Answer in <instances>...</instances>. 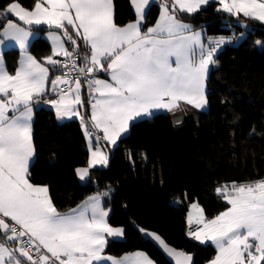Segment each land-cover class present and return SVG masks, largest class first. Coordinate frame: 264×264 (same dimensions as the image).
<instances>
[{
	"label": "snow or ice",
	"instance_id": "snow-or-ice-1",
	"mask_svg": "<svg viewBox=\"0 0 264 264\" xmlns=\"http://www.w3.org/2000/svg\"><path fill=\"white\" fill-rule=\"evenodd\" d=\"M136 19L125 26L114 22L112 0H35L26 9L19 0H10L0 17L14 15L25 25H48L63 30V36L78 47L67 26L90 49L78 66L75 51H69L58 35L54 55L46 63L63 76L51 80L53 92L59 85L57 99L51 104L58 118H70L80 113L75 105L83 106L82 80L89 89L91 127L103 133L95 135L84 125L91 158L89 168L107 165L108 157L100 140L115 145L127 132L130 121L152 115L153 109L173 111L184 101L197 109L207 104L204 82L214 55L229 38L209 39L207 46L201 34L180 22L178 10L189 14L198 11L208 0H168L162 5L154 26L142 31L145 7L150 0H131ZM224 12L264 21V0H219ZM47 5V6H45ZM33 33L9 20L0 31L4 39L16 41L22 50ZM264 43V42H258ZM75 70V77L71 76ZM97 71L108 72L109 80L95 78ZM49 68L25 54L14 74L0 68V230L9 241L18 242L12 250L0 243V264H21L16 251L31 264H153L145 254L114 259L103 255L107 237H120L123 229L108 223L109 209L102 205L108 192L96 193L82 204L61 213L54 206L47 186H36L28 179V165L34 154L32 142L33 104L46 94ZM95 94V95H94ZM83 122V117H81ZM81 180L88 177V168L77 169ZM216 192L230 207L211 219H206L197 203L195 217L190 212L188 223L200 226L189 235L202 243L211 241L217 255L209 264H261L264 261V179L231 187H218ZM9 218L11 223L6 222ZM162 246L175 264H191L192 257L176 252L154 233L140 229ZM10 233V235H9ZM26 238V239H25ZM42 250H46L44 254ZM36 253V259L31 254Z\"/></svg>",
	"mask_w": 264,
	"mask_h": 264
},
{
	"label": "trees",
	"instance_id": "trees-1",
	"mask_svg": "<svg viewBox=\"0 0 264 264\" xmlns=\"http://www.w3.org/2000/svg\"><path fill=\"white\" fill-rule=\"evenodd\" d=\"M9 2L0 0V11ZM164 2L154 0L149 4L142 31L155 24ZM168 2L171 10L172 0ZM19 3L32 9L35 0ZM113 7L117 25L136 19L130 0H113ZM176 17L204 29L206 36L225 35L233 41L240 37L236 44L227 43L217 53L218 63L209 74L207 109H187L176 115L158 112L134 121L115 146L100 141L108 163L91 168L87 181L81 183L76 170L88 164L82 125L89 116L82 84L83 122H57L51 109L35 110V158L28 175L31 182L48 187L60 212L107 186L112 187L114 191L105 197L104 206L110 210L108 223L121 226L123 238L109 239L104 249L107 254L119 256L143 250L155 264H171L145 239L140 231L144 229L159 233L169 244L193 254L194 264H205L216 250L212 244L186 235L188 203L198 202L205 218L211 219L229 206L216 192L218 187L264 178V48L257 46L258 41L264 42V24L223 12L215 2L191 14L177 9ZM7 19L15 18L11 14L0 17V31ZM30 28L49 29L43 25ZM76 41L85 50L83 42L77 37ZM28 50L46 63L51 45L39 36L32 40ZM2 55L8 71L15 72L19 50L6 48ZM48 67L53 78L55 70L52 65ZM50 97L45 94L40 100Z\"/></svg>",
	"mask_w": 264,
	"mask_h": 264
},
{
	"label": "crops",
	"instance_id": "crops-1",
	"mask_svg": "<svg viewBox=\"0 0 264 264\" xmlns=\"http://www.w3.org/2000/svg\"><path fill=\"white\" fill-rule=\"evenodd\" d=\"M154 0H150V3L151 2H153ZM130 2H131V0H130ZM172 2H173V0H172ZM210 2H215V3H217V8L219 9V10H221V11H223L222 10V8H221V5L219 4V0H208V3H210ZM149 3V4H150ZM207 3V4H208ZM149 4L145 7V12H146V10H147V8H148V6H149ZM206 4V5H207ZM206 5H202L201 6V8H203V7H205ZM45 6H47V5H45ZM131 6H132V8H133V10H134V6H133V4L131 3ZM179 8V6L177 5V9ZM200 8V9H201ZM31 10V9H30ZM112 10H113V18H114V7H113V0H112ZM134 12H135V10H134ZM224 12V11H223ZM240 16H243V14L241 13V14H239ZM15 19L13 20V19H7L6 20V22H5V24H4V26H6V24H7V21L8 20H13V22H16V23H18V24H21L24 28H26L27 30L31 27V26H34V25H31V26H29V25H25L22 21H19L18 20V18H16L14 15H12ZM235 16H238V15H235ZM248 18V17H247ZM158 19V18H157ZM250 19H252V20H254V21H256V22H258V23H261V24H264V21H258V20H256V19H254V18H250ZM179 20V19H178ZM180 22H182V23H184V24H187V25H189V26H191V29L193 30V31H195V32H199L200 34H201V38H202V42L204 43V45L205 46H207L208 45V43H209V39L211 38L212 39V37H210V36H206V32H205V30L204 29H202V28H194L193 26H192V24H190V23H188V22H184V21H182V20H179ZM130 23V22H129ZM156 23V22H155ZM128 24V23H127ZM127 24H125V25H127ZM142 24H143V21H142ZM43 26H45V27H49L48 25H45V24H42ZM125 25H118V26H125ZM3 26V27H4ZM152 26H154V25H152ZM151 26V27H152ZM68 27V29H69V32H70V34L73 36V38H75L76 39V34H75V32L71 29V26H67ZM3 29V28H2ZM2 29H1V31H2ZM31 29V28H30ZM49 29H53V30H55L56 28H54V27H49ZM142 30V29H141ZM243 35H245V33L243 32L242 33ZM79 39V38H78ZM80 40V39H79ZM82 41V40H81ZM67 42L69 43V41H66V43H65V47L66 48H68V50H70L72 47L70 46L71 44H69V46H68V44H67ZM83 42V41H82ZM261 42H263V41H261ZM84 44V43H83ZM7 44H6V42H5V39H4V42L2 43V44H0V68H2V69H4L7 73H9V74H14L15 72H13V73H10L9 71H8V69H7V67H6V64H5V62H4V59H3V55H2V52H3V50L4 49H6V47H9V46H6ZM80 46L78 45V48H79ZM84 49L86 50L85 52H86V55L88 56V57H90V49L87 47V46H85L84 45ZM11 48H15V47H11ZM18 49V48H17ZM263 49V48H262ZM19 50V49H18ZM25 54H27V55H30V56H32V57H34L30 52H29V50H27L26 49V53H25V50H22V49H20L19 50V57H18V60H17V66H16V69L20 66V61L24 58V56H25ZM49 56H52L53 57V59H56L58 56H55L54 54H52V48H51V53L47 56V57H49ZM35 58V57H34ZM36 59V58H35ZM37 60V59H36ZM38 62H41V61H39V60H37ZM45 62H46V60H45ZM41 63H43V62H41ZM217 63H218V60H217ZM46 67H48V64L47 63H43ZM213 67V66H212ZM49 68V67H48ZM49 70H50V68H49ZM16 71V70H15ZM100 72H102V73H100ZM97 73V78L98 79H103V80H109L110 81V75H109V73L108 72H104V71H97L96 72ZM210 74V70H209V68H208V72H207V76ZM206 76V77H207ZM54 78H52V76H51V70H50V72H49V81L47 82V84H46V94H48V95H51L52 93H53V88H52V86H51V80H53ZM208 82H209V76H208ZM209 88V87H208ZM82 90H83V86H82V88H81V93H80V95H81V99H82ZM207 92H208V90H207ZM86 95H87V93H86ZM95 95V94H94ZM88 96V95H87ZM206 97H207V94H206ZM88 98V97H87ZM52 98H45L44 100H40L38 103H34L33 104V112H32V120H31V127H32V123H33V121H34V116H35V110L36 109H39V108H41V107H45V108H47V109H51L53 112H54V115H55V120L57 121V122H59L58 121V117H57V115H56V110H55V108L51 105V104H48V103H45V101H47V100H51ZM208 101V100H207ZM50 106V107H49ZM207 106H208V102H207V104L203 107V108H200V109H197V108H195V107H193V106H191V105H188L186 102H184V101H180L179 102V107H177L176 109H174L173 111H168V110H166V109H153V110H151L152 111V115H154V114H156V113H158V112H164V113H169V114H171V115H176V114H179V112L181 113V112H183V111H185V110H187V109H193V111L195 110V111H203V110H206L207 109ZM75 107V110L76 111H78L79 113H81L80 115H78V116H72V117H70V118H68V117H66V118H63V121L62 122H64V121H68V120H71V119H80L81 120V117H84L83 116V112H82V110H81V106L80 105H75L74 106ZM88 108H89V116H88V121L87 120H84V122H83V125H82V127H83V130H84V133H85V129H84V125L85 124H87L88 123V129H92V130H94L96 133H98L101 137H102V135H103V133L102 132H100L99 130H97V129H94V128H92L91 127V121H90V116H91V105L90 104H88ZM80 109V110H79ZM152 115H150V116H144V117H137V118H135L134 120H137V119H139V118H149V117H151ZM133 121V120H132ZM132 121H130V123L132 122ZM130 129V128H129ZM129 131V130H128ZM124 134V133H123ZM123 134L121 135V137H123ZM120 137V138H121ZM119 138V139H120ZM118 139V140H119ZM100 141H102L103 143H106L109 147H112V145L111 144H109L108 142H106V141H104L103 139H101ZM32 142H33V137H32ZM95 145V135H94V137H93V146ZM116 145V144H115ZM115 145H113V146H115ZM33 147H34V154H33V156L31 157V159H30V161H29V165H28V173H29V169H30V166H31V164H32V162H33V160H34V158H35V146H34V143H33ZM85 147L88 149V162H89V160H90V158H91V153H90V149H89V141H88V139L86 138V135H85ZM100 147H101V145H100ZM102 148V147H101ZM103 149V148H102ZM104 151V150H103ZM105 152V151H104ZM96 166H104V165H96ZM93 167H95V166H93ZM93 167H90L89 168V165L87 164L86 166H83V167H79V168H77V169H80V168H88V177H89V172H90V170H91V168H93ZM76 173H77V170H76ZM77 177H78V179H79V181L80 182H85V181H87V179H88V177H86L84 180H81L80 179V177L78 176V174H77ZM28 179H29V181H30V183H32L33 185H36V186H46V185H42V184H35V183H33V182H31V180H30V178H29V175H28ZM114 191V189H112V187H110V186H107L105 189H103L102 191H99V192H97V193H103V192H108L109 193V195H111L112 194V192ZM49 194V193H48ZM96 193H94V194H92V195H95ZM92 195H89L88 197H90V196H92ZM108 195V196H109ZM49 196H50V194H49ZM88 197H86L84 200H82L78 205H80V204H82L85 200H87V198ZM50 198H51V196H50ZM104 199H105V197H103L102 198V205H103V207L105 208V209H108V208H106L105 206H104ZM52 200V199H51ZM53 202V201H52ZM75 207H77V206H75ZM75 207H73V208H75ZM73 208H71V209H73ZM70 210V209H69ZM69 210H67V211H65V212H61V213H67V212H69ZM5 220H6V222H8V223H11V221L9 220V218H5ZM113 227H119V228H121L120 226H113ZM1 231V235H2V239H0V243H2V244H5V246H7V247H9L10 249H12V250H16V249H18V244H17V242H15V241H9V240H7V238L4 236V234H3V230H0ZM9 235H10V233H9ZM121 237H123V235L122 236H120V237H107L106 239H107V241L109 240V239H111V238H117V239H120ZM106 247V246H105ZM139 251H137V250H135V251H132V252H126V253H123V254H121V255H119V256H115V255H111V254H107L106 252H105V250H104V253H103V255L104 256H106V257H112V258H114V259H123L124 257H133V256H135V254H137ZM216 254V253H215ZM214 254V255H215ZM213 255V256H214ZM212 256V257H213ZM16 257H17V259H19L20 261H21V264H25L26 262H27V259L25 258V257H22L20 254H19V252L18 251H16ZM211 257V258H212ZM210 258V259H211ZM155 263V262H154ZM94 264H95V262H94ZM103 264H111V261L110 260H106V261H104L103 262Z\"/></svg>",
	"mask_w": 264,
	"mask_h": 264
},
{
	"label": "rangeland",
	"instance_id": "rangeland-1",
	"mask_svg": "<svg viewBox=\"0 0 264 264\" xmlns=\"http://www.w3.org/2000/svg\"><path fill=\"white\" fill-rule=\"evenodd\" d=\"M9 21V20H8ZM8 21H7V23H8ZM13 21V20H12ZM17 22V21H16ZM15 22V23H16ZM18 24V23H17ZM7 25V24H6ZM19 26H21V27H23L21 24H18ZM29 26H31V25H29ZM26 29V28H25ZM29 31H31L32 33H33V35H31L30 37H29V41H28V46L30 45V43L32 42V40L34 39V38H36V37H39V36H41V37H43V38H45L49 43H50V45H51V48H52V54H54V47H55V44H54V41L52 40V36L53 35H58V36H60L61 37V39L64 41V46H66L65 45V43H66V41H68L67 40V38L66 37H64L63 36V30H61V29H55V30H53V29H47V30H39V29H28ZM212 37V39H218V38H220V37H225V38H229L228 39V42L227 43H229V44H236L238 41H239V39H240V37H239V39H237V40H235V41H233L230 37H228V36H225V35H219V36H211ZM0 39H3L2 37H0ZM5 42H6V46H9V47H6V48H11V47H15V48H18L19 50L21 49V47H20V45L16 42V41H12V40H7V39H5ZM258 42H261V41H258ZM257 42V46L261 49V48H264V43H258ZM70 43V42H69ZM227 43H225V44H227ZM225 44H223V45H221L220 46V48H218V50H217V52L215 53V55H214V60H215V63H212V64H210V66H209V70H211L214 66H216V64H217V53L224 47V45ZM28 46H27V50H28ZM73 46V45H72ZM71 46V47H72ZM47 58V57H46ZM60 57L58 56L56 59H59ZM46 60V59H45ZM213 66V67H212ZM58 76H60V75H58ZM209 76V75H208ZM208 76L206 77V80H205V82H204V88H205V94H207V90H208ZM55 79V78H54ZM51 86H52V84H51ZM214 88H212V90H213ZM216 89V88H215ZM207 98V97H206ZM50 107V106H49ZM80 110V109H79ZM167 110V109H166ZM81 114V113H80ZM139 119H141V118H139ZM138 120V119H137ZM58 121L59 122H62L63 121V119H58ZM134 121H136V120H133L131 123H129V128H130V125L134 122ZM129 128H128V130H129ZM127 130V132H125L124 134H123V136H125L129 131ZM117 142H118V140H117ZM117 142H116V144H117ZM112 147H113V145H112ZM262 179H264V178H262ZM256 181V180H255ZM86 182V181H85ZM254 182V181H253ZM81 183H84V182H81ZM247 183H252V182H247ZM231 184H232V182H229V183H225V184H223L220 188H223L225 185H227L228 187H229V189H230V187H231ZM238 184V183H237ZM241 184H245V183H241ZM193 203H197L198 205H199V207L201 208V209H203L202 208V206L198 203V202H196V201H194V202H189L188 203V210H187V214H186V229H185V233H186V235L189 237V238H191V239H193V240H195V241H198V240H196L194 237H192V236H190L188 233H189V231H195L198 227H200V226H198L196 223H195V221H193V223L191 224V225H189V223H188V215H189V213L191 212L192 214H193V217H195V213H196V210L195 209H192L191 208V205L193 204ZM228 207H230V205L228 206ZM227 207V208H228ZM226 208V209H227ZM225 209V210H226ZM224 210V211H225ZM223 212V211H222ZM204 213V212H203ZM204 216H205V214H204ZM206 217V216H205ZM207 219V218H206ZM121 227V226H120ZM122 228V227H121ZM123 229V228H122ZM123 237H121V239H122ZM198 242H200V243H202L201 241H198ZM204 243H210V244H212L213 246H214V248H215V250H216V254L209 260V261H211L216 255H217V248H216V246L211 242V241H206V242H204ZM137 251H139L138 253H143V254H145L150 260H152L148 255H147V253L145 252V251H143V250H137ZM153 261V260H152ZM209 261H207L205 264H209ZM262 263H264V261H262L261 262V264ZM153 264H155L154 263V261H153Z\"/></svg>",
	"mask_w": 264,
	"mask_h": 264
},
{
	"label": "built area",
	"instance_id": "built-area-1",
	"mask_svg": "<svg viewBox=\"0 0 264 264\" xmlns=\"http://www.w3.org/2000/svg\"><path fill=\"white\" fill-rule=\"evenodd\" d=\"M69 51H75L76 55H77L78 58H79V59H78V66H81V65H82V62H83V58H84L85 56H87L85 50L80 49V47L78 48V47L73 46ZM59 57H60V58L57 59V60H61V61L64 60V57H63V56H59ZM57 68H59V70H56V69L53 68V69L55 70V73H54V77H53V78H55V77L58 76V75L63 76L64 73H65V71H66V70L63 69V68H60V66H57ZM100 73H102V72H100ZM75 75H76V72H75V70H73L72 73H71V76H72V77H75ZM95 78H97V73H95ZM82 84L84 85V88H85L86 93H87V95H88V96H87V97H88V104H90V100H93V96H90V94H89V89H88L87 85L83 83V80H82ZM61 88H65V86H64V85H59V86L57 87L56 91L53 92V93L51 94V97H50V98H52V99H57L58 96H59V94H60V89H61ZM48 99H49V98H48ZM88 130H89L90 132H92L94 135H97V134H98V133H96V132H95L94 130H92V129H88ZM98 135H99V134H98ZM25 239H26V238H25ZM17 244H18V242H17ZM42 252H43L44 254H47V255L50 256V254L47 253L46 250H42ZM31 254L33 255L34 259L37 258V257H36V253H35V251H33ZM25 264H31V262L27 261Z\"/></svg>",
	"mask_w": 264,
	"mask_h": 264
},
{
	"label": "water",
	"instance_id": "water-1",
	"mask_svg": "<svg viewBox=\"0 0 264 264\" xmlns=\"http://www.w3.org/2000/svg\"><path fill=\"white\" fill-rule=\"evenodd\" d=\"M147 232H150V233H154V234H156V235H159L165 242H166V244L169 246V247H171V248H173L176 252H183V253H186V252H184L182 249H180V248H176V247H174L173 245H171V244H169L159 233H157V232H155V231H150V230H147ZM143 236L145 237V239H147V240H150L154 245H155V247L162 253V255L171 263V264H175V257H173V256H170V255H168L164 250H163V248H162V246H160L159 244H158V242H156V241H154L153 239H151L149 236H147V235H145V233L143 232ZM186 254H189V255H191V257H192V261H191V264H194V260H193V254H190V253H186Z\"/></svg>",
	"mask_w": 264,
	"mask_h": 264
}]
</instances>
